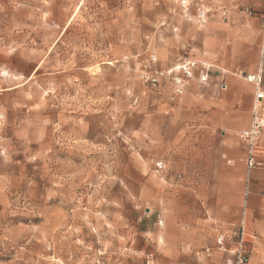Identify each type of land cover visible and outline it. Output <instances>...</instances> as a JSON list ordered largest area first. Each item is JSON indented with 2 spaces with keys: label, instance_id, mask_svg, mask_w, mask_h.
<instances>
[{
  "label": "rangeland",
  "instance_id": "374dc122",
  "mask_svg": "<svg viewBox=\"0 0 264 264\" xmlns=\"http://www.w3.org/2000/svg\"><path fill=\"white\" fill-rule=\"evenodd\" d=\"M205 2L0 0V264H162L165 203L194 206L190 187L212 182L220 155L219 133L177 109L203 69L182 57L178 26H203ZM153 70L155 86L139 77ZM192 212L178 211L183 229ZM242 222L212 223L182 260L230 264L241 239L249 257Z\"/></svg>",
  "mask_w": 264,
  "mask_h": 264
},
{
  "label": "crops",
  "instance_id": "0c3cea01",
  "mask_svg": "<svg viewBox=\"0 0 264 264\" xmlns=\"http://www.w3.org/2000/svg\"><path fill=\"white\" fill-rule=\"evenodd\" d=\"M205 5L210 12L203 26L181 21L178 26L179 48L186 46L182 57L204 65L200 74L205 81L192 82L177 109L194 115V126L204 125L206 136L212 138L214 131L219 133L220 155L212 157L209 169L204 171L212 182L190 187L196 197L194 206L165 203L171 215L164 217L165 229L156 246L158 257L162 264L174 263L176 257L186 264L182 259L189 251L188 244L197 248L212 241L206 238L212 236V223L226 227L242 217L251 242L247 264H264V132L255 154L261 167L251 171L248 178L246 152L239 140L249 125L255 100V87L243 76L255 75L264 66V0H206ZM223 12L225 20L221 19ZM260 112L264 115V100L260 101ZM199 115H204L202 124L197 123ZM192 176L200 177V171L195 169ZM180 209L193 211L187 214V229L182 228ZM200 232L204 241L197 237ZM144 242L151 245L152 240ZM226 258L215 253L207 264H225Z\"/></svg>",
  "mask_w": 264,
  "mask_h": 264
},
{
  "label": "built area",
  "instance_id": "2783aa9c",
  "mask_svg": "<svg viewBox=\"0 0 264 264\" xmlns=\"http://www.w3.org/2000/svg\"><path fill=\"white\" fill-rule=\"evenodd\" d=\"M247 14H250L249 10L245 11ZM223 18L226 17V13L223 12L222 14ZM200 19H202V22L205 21L204 14L200 13L198 16ZM156 60L153 59V62ZM196 68L195 63H188L186 65H181L179 67L180 71H183L184 75L190 79L192 77V70ZM204 69V65H203ZM264 74V66L259 68V71L257 74L252 75H244V79L250 83L253 84L255 87V100H254V106L252 110V115H251V120L249 122V125L247 128H245L239 135V140L241 144L245 148L246 152V174L247 178L249 177L251 171L260 168L261 164L257 162L256 160V151L260 143V138L264 132V115L260 112V101L264 100V89L261 88V83H262V75ZM163 75L161 71L158 70H153L151 72H142L140 74V79L148 83L152 86H155L159 78ZM202 74H200V81H205V77H201ZM174 85H175V92L179 95L183 93L184 90V82L183 79L180 77H175L174 80ZM158 168H162L163 165L162 163L157 164ZM244 223V222H242ZM241 232V236H242ZM223 242H224V236L220 235L218 239L216 240V244L219 249H223ZM242 239L240 240V244L238 246L237 252H236V258L234 262L230 264H247L248 262V257L246 256L245 252L243 251V246L241 245ZM206 253H210L209 249L205 250Z\"/></svg>",
  "mask_w": 264,
  "mask_h": 264
}]
</instances>
